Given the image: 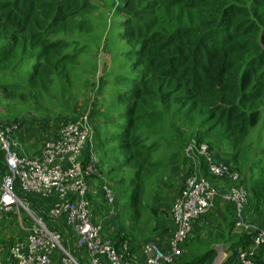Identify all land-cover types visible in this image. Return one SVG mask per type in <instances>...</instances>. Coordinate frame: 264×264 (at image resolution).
Wrapping results in <instances>:
<instances>
[{
    "label": "trees",
    "instance_id": "trees-1",
    "mask_svg": "<svg viewBox=\"0 0 264 264\" xmlns=\"http://www.w3.org/2000/svg\"><path fill=\"white\" fill-rule=\"evenodd\" d=\"M104 1L0 0V111L42 114L50 107L69 114L78 37L91 31ZM114 13L122 17L118 39L128 45L121 64L133 72L118 77L131 87L117 92L124 121L109 139L118 140L114 150L123 157L109 176L116 190L127 182L131 221L143 208L148 175L180 161L189 169L183 150L192 140L206 141L216 158L250 174L240 178L249 192L246 218L264 210V0H119ZM161 148L168 155L156 158ZM228 211L231 232L224 239L190 235L173 264H213L215 241L226 254L221 264H239L238 253L252 245L254 233L230 237ZM111 242L118 248L123 232ZM129 245L133 254L140 250ZM254 262L264 264V245Z\"/></svg>",
    "mask_w": 264,
    "mask_h": 264
},
{
    "label": "built area",
    "instance_id": "built-area-1",
    "mask_svg": "<svg viewBox=\"0 0 264 264\" xmlns=\"http://www.w3.org/2000/svg\"><path fill=\"white\" fill-rule=\"evenodd\" d=\"M88 115L78 122H66L55 135L46 137L40 154L34 157L19 155L14 141L8 139L19 124H0L6 167L0 188V228L4 217L14 212L22 213L29 222L26 235L9 247L11 263L7 264H52L56 252L64 253L62 264H77L61 246L59 224H55L60 220L76 238L77 248L86 253L87 264H139L141 258L142 264H173L192 233V224L205 215L217 199L232 208L234 230L254 233L252 245L240 251L237 259L239 264H255L254 256L264 245V225L259 230L247 223L249 192L229 163L216 158L208 146L194 142L183 150L190 172L184 171L182 188L170 208L173 231L167 238V251L149 242L140 248L138 259L131 254L129 242L124 241L116 248L111 240L105 239L102 225L93 223L88 200L89 181L99 176L100 163L92 143ZM201 167L210 179L229 182L232 186L220 193L209 178L199 173ZM101 190L105 204L114 205L115 195L110 186L103 184ZM27 194L43 200L54 198V202L47 209L35 207L26 202ZM47 219L53 224H47ZM0 264L6 263L0 261Z\"/></svg>",
    "mask_w": 264,
    "mask_h": 264
},
{
    "label": "rangeland",
    "instance_id": "rangeland-1",
    "mask_svg": "<svg viewBox=\"0 0 264 264\" xmlns=\"http://www.w3.org/2000/svg\"><path fill=\"white\" fill-rule=\"evenodd\" d=\"M118 4L119 0L104 1L102 7L93 13V17L91 18V31L82 32L78 37L82 51L74 62L73 72L77 74V80L75 86L69 90L71 96V101L68 104L67 110L69 114L59 115V110H53V108L50 107L47 108L46 113L42 114L27 111L25 109L9 108L7 109L8 111H0V124L13 123L21 125L23 123L24 125L27 124L28 128L31 125V129L28 130H26V127L24 129L23 127H18L8 139L14 141L15 149L17 150L23 149L26 153H29L28 150L32 148V151L37 150V152L40 153L42 140L44 138L55 135L66 122H78L82 120L83 116L87 113H89L88 116H92L90 113L94 112V116L90 119L89 127L90 131H92V143L95 152L100 159L98 169L103 177L107 176V184H109L117 200V205L114 210L116 209L115 211H117L120 216L117 220H120L123 224L122 232H124V241L132 242L141 248L144 244L149 242L158 243L159 239H163L167 234L168 229L161 224L158 225V219L161 220L165 216H168L167 211H170V207L173 203L172 197L179 194L184 177L190 171L186 169V174L174 173V168L179 167L180 161L174 166L165 165L158 172L148 175L145 180L144 192L141 198L143 208L140 211L137 222L131 221L132 213L128 205V194L123 192L127 187V182L116 190L113 184L114 180L109 176L110 166L116 165L117 159L120 160L123 157L120 151L116 152L114 150L115 146L118 144V140L109 139L120 131V125L124 121L123 118L118 116V112L124 109V105L123 103L116 102L117 92L126 91L131 87L126 82L118 81V77L121 78L133 72V70L123 67L121 64L123 61V56H121L122 51L128 45L126 42L119 40L116 34L121 31L116 22L122 19L121 16L114 13ZM104 49L106 50L104 51ZM86 83L87 86L85 87ZM72 106L76 110L75 114H72V110L70 111ZM35 126L41 129L42 139H40L36 133L30 132ZM23 136L27 137V139L24 140ZM32 137H38L39 140L38 142L36 141L37 145L32 144L34 141ZM262 137L264 141V132ZM20 138H22V140H20ZM250 141L252 143L257 141L256 131L252 134ZM192 142L196 143V140H192ZM201 144L209 147L206 141L201 142ZM33 153L35 154V152H32L31 155H34ZM166 155H168V153L165 152L164 148L155 152L156 158L166 157ZM221 160L227 161L223 157H221ZM4 162V154L1 150L0 142V166L4 167ZM103 166H105V168H103ZM238 169L239 168H236L235 170L237 171ZM238 172L240 178H243V180H247L246 176L250 175L245 169H239ZM199 173L205 178H209L202 167L199 169ZM5 177L6 169L3 168L0 171V188ZM94 177L98 178L96 176ZM209 182L220 193L228 191L232 186L229 182L214 181L210 178ZM96 183L97 182H95V184ZM120 192L122 195H120ZM26 200V202L31 204V201L27 197ZM221 205H223V215L228 217L227 213L229 212L227 208H225V204L222 203ZM261 211L254 214L255 218H251V222L247 221V223L253 227L259 228V230L262 229L264 225V210ZM24 221V223L29 224L25 216ZM46 223L53 224L49 219H47ZM58 223L59 222L55 224L57 225ZM133 226H135V229L132 228ZM229 227L228 222L223 226L218 224H214L213 226L210 225L209 227L201 228L200 231H194L189 238L195 239L209 236L214 240L217 239L220 241L230 232L231 229ZM58 229L62 236V248L77 264H86L80 261L79 254L81 252L76 248V238L70 234L64 224L58 226ZM223 229L226 231V235L221 237L218 233ZM232 232L237 235L244 233L243 231L238 232L234 229H232ZM190 239L183 246V248L185 247V251ZM215 242H217L218 253H221L223 249L220 247V243L218 241ZM63 255V252L59 254L56 252V258L53 260V264H62L61 259L64 257ZM0 261L2 260L0 259ZM70 264L74 263L71 262Z\"/></svg>",
    "mask_w": 264,
    "mask_h": 264
},
{
    "label": "crops",
    "instance_id": "crops-1",
    "mask_svg": "<svg viewBox=\"0 0 264 264\" xmlns=\"http://www.w3.org/2000/svg\"><path fill=\"white\" fill-rule=\"evenodd\" d=\"M19 127L20 128L23 127V129L26 127V130L31 129V125L28 128L27 124L24 125L23 123L21 125H19ZM31 131L33 133H36L38 135V137L40 139H42L41 129L38 126H35L34 129L32 128V130H30V132ZM38 137H36V138L32 137L33 138L32 140H34L32 144L37 145L36 141L38 142V140H39ZM23 139L25 140V139H27V137L23 136ZM20 140H22V138H20ZM44 140H45V138L42 141H44ZM31 149L28 150L29 153H26L23 149H18L17 152L19 155L24 154V155H27L29 157H34V156H37L38 154H40L37 152V150L32 151ZM32 152H35V154L33 153L34 155H31ZM3 168H5V167L0 166V171ZM103 168H105V166H103ZM175 172L184 174V171L181 168V166L175 168L174 173ZM106 180H107V176L103 177V175H101L100 171H99L98 178L93 177L92 179H90L88 200H89L90 209L92 212L93 223L101 224L103 227V235H104L105 239L113 240L115 237V234L117 233L118 230L123 231V224L120 220H117V218H119L120 216H119V213H117V211H115L116 209L114 210L115 206L117 205V200L115 199V204L112 206H109V205L105 204V202H104L103 193L101 190V185L107 184ZM95 182H97V183L95 184ZM107 185H109V184H107ZM18 194H20V193H18ZM26 197L31 201L32 205H34L35 207H41L43 209L49 208L51 206V204L54 202V198H51L50 200H43V199H40L39 197L32 195V194H27ZM175 197H176V195L172 197L173 201H174ZM221 204H222V202L219 199L215 200L214 203L212 204L211 208L209 209V211L206 213V215L202 216L200 219L196 220L192 224V233L194 231H200V229L203 227H209L210 225L213 226L214 224H218V225L223 226L225 223L228 222V226H229V224L232 220L231 215L229 213H227L228 217L223 215V211H222L223 205H221ZM225 208H227V210H228L227 206H225ZM167 214H168V216H165L163 219H161V220L158 219V225L161 224L163 227L168 229L167 234L163 237L165 243H163L164 241L161 238L158 241V243L163 241L162 243H160V246L164 251H167V246H166L167 238L170 236L169 234H171V232L173 230V225H172V221L170 219L169 211H167ZM254 214L255 213L248 215V217H247L248 222H251V220H250L251 218H255ZM24 222H25L24 216L22 213H19V212H14L13 214H10V215H7L4 217L2 226L0 228V259L2 260V262L6 263V264L11 263V261L8 257L9 247L13 243H15L17 240H20L21 238H23L27 233L28 224H26ZM58 224H59V226H62L63 225L62 220H60V222ZM230 232H231V230H230ZM123 234H124V232H123ZM218 234H220L221 237H224L226 235V231L223 229ZM230 237L236 238V235H234V233H233L232 236H230ZM76 248H77V246H76ZM78 250L81 252L79 254V257L81 259L80 261L82 263L84 262L87 264V261H88L87 258L88 257L86 255V253L80 249H78ZM139 251L140 250L138 249L137 251L134 252L135 255L138 257V259H139V257H141ZM81 256H82V258H81ZM225 257H226V254L224 253V251H222L221 253H218L213 264H221L223 262V260L225 259ZM55 258H56V253L53 256V260H55ZM52 264H53V261H52ZM139 264H142V258L139 259Z\"/></svg>",
    "mask_w": 264,
    "mask_h": 264
}]
</instances>
